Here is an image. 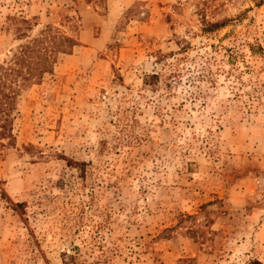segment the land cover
I'll return each mask as SVG.
<instances>
[{"label":"rangeland","instance_id":"1","mask_svg":"<svg viewBox=\"0 0 264 264\" xmlns=\"http://www.w3.org/2000/svg\"><path fill=\"white\" fill-rule=\"evenodd\" d=\"M0 100V264H264V0H0Z\"/></svg>","mask_w":264,"mask_h":264},{"label":"trees","instance_id":"2","mask_svg":"<svg viewBox=\"0 0 264 264\" xmlns=\"http://www.w3.org/2000/svg\"><path fill=\"white\" fill-rule=\"evenodd\" d=\"M51 40L52 42L50 48L46 46V39L38 38L34 40L33 47L26 46L22 49L21 56L17 58V62L20 63L25 62L26 59L24 56L26 55V53H28L29 51H34L37 58L36 62L34 63L35 70L37 74L45 73L46 71L49 70V68L52 66V63L54 62V60H51V53L55 54L57 50L65 51L68 49L67 47H69L74 43L73 40H69V39H65V40L63 39L62 43H57L56 41H54L53 38H51ZM47 52L50 53V56H46ZM1 100H0V107L2 108ZM250 264H259V262L254 261L253 263Z\"/></svg>","mask_w":264,"mask_h":264}]
</instances>
